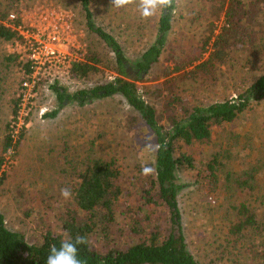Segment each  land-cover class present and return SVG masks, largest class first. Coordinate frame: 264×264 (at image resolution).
<instances>
[{"label":"trees","instance_id":"obj_1","mask_svg":"<svg viewBox=\"0 0 264 264\" xmlns=\"http://www.w3.org/2000/svg\"><path fill=\"white\" fill-rule=\"evenodd\" d=\"M50 1L70 10L76 28L95 35L99 46L106 45L113 53V58L108 61L109 67L123 77L97 84L90 92L80 91L73 96H66L57 85L51 89L60 103L66 98L102 99L121 95L154 136L156 151L154 162L149 166L155 172L143 177L137 174V182H127L123 170L114 160L96 156L86 158L75 169L73 207L71 213L61 220L58 232H45L38 244L30 245L7 227L5 217L0 213V264H46L53 245L58 247L61 240L74 239L77 235L88 240L87 244L79 246V256L86 264H206L190 251L184 230L179 199L183 186L178 179L187 176L195 179L197 189L204 196L218 202V210L221 208L224 212L221 216L223 223H229L227 234L219 245L215 242L217 249L214 253L219 256L210 258L209 264H264V152L251 147L245 137L233 136L225 137V148L209 158L196 156L192 151L196 145L209 144L217 129L230 128L236 122L249 121L253 123L252 129L258 128L256 111L264 109V103H261L264 102V67L254 74L251 66L255 69L260 62L264 66V0H191L189 3L187 0H172L171 6L145 18L146 23L139 27L150 31L148 35L154 38V42L133 66L135 78L147 83L142 75L162 68L161 74L155 78L162 82L145 86L124 80L129 75L126 71L129 61L114 36L96 23L95 17L101 10L93 6L99 4L100 7L103 2L108 11H112L115 7L111 0ZM20 2L0 0V44L20 39L16 30L19 19L11 22L13 26L5 22L9 14L18 11ZM135 7L129 5L127 9L132 11L137 9ZM117 16L125 18L124 15ZM185 18L190 23H205L206 28L205 41L197 44L189 58L190 52L179 53L168 48L170 38H183ZM139 20L142 22L143 18H136L134 22ZM218 21L220 26L217 29ZM224 38H233V43L222 46ZM97 50L96 45L88 46L87 62H79L72 68L74 79L90 80L101 75L100 69L94 66L102 64ZM231 53L236 59H240L238 55L241 53L245 57L242 59L244 68H238L241 83L235 96H226L223 102L189 108L174 82L193 77L188 69L199 62L197 69L214 63L226 67L225 59ZM3 60L6 66L22 65L15 55ZM247 76L249 80H245ZM170 82L171 88H167L170 107L168 110L163 107L158 112L160 107H156L157 99L150 93L151 88L157 90ZM18 104L19 100H11L12 119L17 118ZM47 115L54 116L56 112ZM25 132L23 127L13 136L9 125H5L0 144V185L5 177L2 173L5 155L17 153ZM231 158L241 162L242 166L234 170L224 169L228 161L229 167H233ZM141 169L140 166L137 172L140 173ZM220 178L222 184H219Z\"/></svg>","mask_w":264,"mask_h":264},{"label":"rangeland","instance_id":"obj_2","mask_svg":"<svg viewBox=\"0 0 264 264\" xmlns=\"http://www.w3.org/2000/svg\"><path fill=\"white\" fill-rule=\"evenodd\" d=\"M36 1L55 4L50 0H21L27 5H32ZM190 1L187 0L188 3ZM179 4L181 6V2ZM101 5L93 6L94 9L101 10L95 17L97 25L114 36L129 65H136L142 52L154 42V38L148 35L150 31H144L145 28L139 27L146 23L145 18L142 22L140 20L134 22L136 18H141L137 9L129 11L127 8H114L108 11L103 2ZM70 13L74 28L83 35L86 55L88 46L98 47L97 53L102 64L94 66L100 69L101 75L90 80L71 78L59 81L55 85L62 88L66 96H73L80 91L90 92L97 84H105L109 80L108 77L123 78L108 65L113 53L106 45L99 46L95 35L76 28L74 14L71 11ZM117 15H124L125 18L120 19ZM179 21L180 19L177 23ZM182 25L185 32L183 38L179 36L170 38L168 48L172 47L179 53L190 52L189 58L197 44L206 39L205 23H190L185 18ZM219 26L220 21L216 23V28ZM231 40L233 41V38H224L222 46L227 42L233 43ZM10 43L0 44V144L5 125L8 124L11 129L13 120L11 100L16 99L21 80L20 66L17 64L6 66L3 62V58L10 56L9 52L12 51ZM238 57L240 59H236L235 54L228 55L225 59L226 67L214 63L197 69L199 62L188 69L192 71L193 77L187 76L183 81L174 82L179 86L178 91L184 96L187 106L191 108L195 105L223 102L226 96H235L241 83L239 70L245 66V61L242 60L245 59L244 55L241 53ZM251 67V72L258 74L264 66L260 62L255 69ZM161 70L160 66L157 70H151L148 75H142L141 78L146 79L147 83L139 81V77L135 78L133 73L129 74L128 78L124 77V80L140 86L155 84L162 82L155 80L159 73L161 74ZM247 79H250L249 76L245 80ZM152 80L155 81L150 82ZM167 88H171V82L166 84V87L159 86L157 90L151 88L150 93L157 99L156 107H160L157 108L158 112H161L163 107L166 110L170 107ZM54 112L56 115L46 116ZM256 116L257 129H252V122H236L230 128L217 129L209 144L196 145L192 151L196 152V156L209 158L213 153L225 148V137L233 136L242 139L245 137L251 147L254 146L264 152V109L258 108ZM25 129L17 153L12 155L14 157L10 155L11 153L5 155L2 170L5 177L0 185V213L4 215L7 227L20 234L30 245L38 244L45 232H58L61 220L71 213L75 169L77 170L86 158L96 156L114 160L123 170L127 182L136 181L137 174L145 176L141 171L137 172L140 166L142 168L154 162L156 146L153 134L144 125L140 115L119 94L102 99L66 98L60 103L53 90L41 88L34 105L30 108ZM231 161L235 167L232 165L230 168L228 161L224 169L234 170L242 166L236 159L231 158ZM194 180L192 176L178 179V183L183 186L179 192V199L182 205L184 230L190 251L209 264L210 258L218 255L214 252L218 242L227 234L229 223H223L221 216L224 212L221 208L218 210V202L208 195L204 196L200 189H197L198 185ZM222 183L223 180L220 178L219 184ZM62 188L71 189V198L65 200L61 196ZM221 206L224 207V203L221 202Z\"/></svg>","mask_w":264,"mask_h":264},{"label":"built area","instance_id":"obj_3","mask_svg":"<svg viewBox=\"0 0 264 264\" xmlns=\"http://www.w3.org/2000/svg\"><path fill=\"white\" fill-rule=\"evenodd\" d=\"M8 16L5 22L11 26L16 18L20 21L16 27L20 39L10 43L12 51L9 52L22 63L16 93L18 115L10 129L16 136L26 128L39 89H51L59 81L73 78L72 68L86 62V52L83 35L74 28L70 11L61 6L47 1H36L32 5L20 2L18 11ZM108 78V82L114 80Z\"/></svg>","mask_w":264,"mask_h":264},{"label":"clouds","instance_id":"obj_4","mask_svg":"<svg viewBox=\"0 0 264 264\" xmlns=\"http://www.w3.org/2000/svg\"><path fill=\"white\" fill-rule=\"evenodd\" d=\"M172 0H111L112 6L117 9L127 8L129 5L135 4L142 18L154 16L158 10L171 6ZM155 169L150 166H144L141 169L142 175H150ZM61 196L67 200L71 198L72 192L70 188H62ZM88 240L84 236L77 235L74 239L67 238L61 240L59 246L53 245L46 257V264H86L79 256V246L85 245Z\"/></svg>","mask_w":264,"mask_h":264},{"label":"flooded vegetation","instance_id":"obj_5","mask_svg":"<svg viewBox=\"0 0 264 264\" xmlns=\"http://www.w3.org/2000/svg\"><path fill=\"white\" fill-rule=\"evenodd\" d=\"M126 71H127V73L128 74H136V71H135V69H134V67L133 66H130V65H126Z\"/></svg>","mask_w":264,"mask_h":264}]
</instances>
